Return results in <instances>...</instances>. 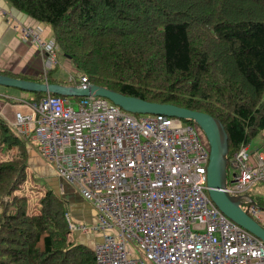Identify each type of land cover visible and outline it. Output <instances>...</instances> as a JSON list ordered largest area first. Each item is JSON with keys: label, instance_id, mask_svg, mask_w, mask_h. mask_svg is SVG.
<instances>
[{"label": "trees", "instance_id": "trees-1", "mask_svg": "<svg viewBox=\"0 0 264 264\" xmlns=\"http://www.w3.org/2000/svg\"><path fill=\"white\" fill-rule=\"evenodd\" d=\"M7 1L49 26L57 50L91 83L215 117L228 135V160L264 131V0ZM57 67L47 82L69 85L52 73ZM24 93L29 101L47 95ZM28 145L0 113V264H96L94 246L71 237L65 197L48 187L38 209L28 208L20 194ZM249 196L264 209V183Z\"/></svg>", "mask_w": 264, "mask_h": 264}, {"label": "built area", "instance_id": "built-area-1", "mask_svg": "<svg viewBox=\"0 0 264 264\" xmlns=\"http://www.w3.org/2000/svg\"><path fill=\"white\" fill-rule=\"evenodd\" d=\"M18 29L40 48L47 82L58 64L54 40H44L40 26ZM68 82L82 89L92 84L77 73ZM68 98H18L24 109L7 123L94 208L91 225L66 217L71 234L100 233L96 264H264V242L211 200L210 149L195 126L160 114L137 117L101 96L79 97L77 108ZM228 168L225 190L263 222L264 209L249 192L264 183V145L242 146Z\"/></svg>", "mask_w": 264, "mask_h": 264}, {"label": "water", "instance_id": "water-1", "mask_svg": "<svg viewBox=\"0 0 264 264\" xmlns=\"http://www.w3.org/2000/svg\"><path fill=\"white\" fill-rule=\"evenodd\" d=\"M0 86L62 97L101 96L132 114H160L182 120H193L210 149L207 186L211 200L228 218L264 242V226L244 210L242 197L232 196L225 190L228 181V135L224 126L212 115L170 103L147 101L93 83L82 89L73 85L38 82L0 73Z\"/></svg>", "mask_w": 264, "mask_h": 264}, {"label": "crops", "instance_id": "crops-1", "mask_svg": "<svg viewBox=\"0 0 264 264\" xmlns=\"http://www.w3.org/2000/svg\"><path fill=\"white\" fill-rule=\"evenodd\" d=\"M6 13H8L9 16H12V19H8V15ZM18 24H22L24 26H40L45 38L52 36V30L49 26L35 22L30 17L12 7L7 0H0V73L11 72L12 74L19 76L24 75L41 77L43 57L40 54V49L20 37ZM18 98L25 97H17L16 100ZM13 109L14 111L23 110L24 106L19 104L17 101V104H14ZM4 110L6 112L7 109ZM263 145L264 138L259 139L255 143L253 149L258 150ZM32 149L35 153L34 154L32 152L33 155L31 156L33 163L36 165L34 167L32 166L34 168V172L39 174L40 177L50 175L49 177H51L56 188L63 193L68 202L77 195H79L78 198L80 197L83 199V205L76 206L73 209V213L71 211V215H74L72 221L77 224H94L96 222V212L92 205L81 196L75 186L59 177L54 168H52L49 163L38 155L36 146ZM34 159L39 160L40 162L37 164ZM262 216L263 222H261V224H264V214ZM72 237L80 243L91 244V246H94L101 240L100 237L96 238L95 235L81 232H74Z\"/></svg>", "mask_w": 264, "mask_h": 264}, {"label": "rangeland", "instance_id": "rangeland-1", "mask_svg": "<svg viewBox=\"0 0 264 264\" xmlns=\"http://www.w3.org/2000/svg\"><path fill=\"white\" fill-rule=\"evenodd\" d=\"M44 38H45V36L43 35V39ZM51 38H52V36L49 37V38L46 37L44 40H50ZM33 45L37 46L36 44H33ZM55 49H56V55H57V59H58V64H57L58 67L52 73L54 75L58 76L59 78H64V79L67 80L68 79V76L70 74H72V73H75L76 74V71H75L74 66L72 64V61L69 58H67L66 56H64L61 52H59L57 50V48H55ZM40 54L42 56L41 50H40ZM43 73H44V58H43V66H42V72H41V74H43ZM0 93H1L0 96H2L4 94H5L4 96H7V97H4L3 96L4 98H2V97L0 98V113H1V115L4 116L5 119H8V120L9 119H12L13 114L15 112L14 109H13V106H14V104H17L16 98L17 97H21V96H26V97H31L32 96L31 93H28L27 94V93H24V92L16 89V88H7V87H3V86H0ZM69 98H70L71 105L74 108H77V106H78V102H77L78 97H69ZM4 109H7L6 112H5ZM142 115H144V114H136L137 117H141ZM8 120H6V121H8ZM262 138H264V132H262L259 136H257L256 138H254L251 141V147H250V149L251 150H255V149H253L255 143L259 139H262ZM28 143H29V145H28V151H29L28 152L29 167L27 168L28 178L24 182V184L22 185V189L20 191L21 192L20 194H22V193L25 192V194L27 196H29V199H30L28 208L30 210H32V209H36L37 210L38 209V202H37V200L39 199V196L43 192H45V190L48 187H52V189H54L59 195H61L63 197H65V196L63 195V193H61L56 188V186L53 183L51 177H49L50 175H45L44 177H40L39 174H37L36 172H34V168L33 167L36 166V165L33 163L32 159H31V156L33 155L32 152L34 153V151H33L32 148L35 145L32 144L31 142H28ZM1 156H2V159L5 160V161L8 160V159H10V156L12 158V154L7 155V154H3L2 153ZM35 159H34L35 163L38 164L40 161L39 160H35ZM50 166L52 168H54L52 165H50ZM42 173H44V172H42ZM230 174H231L230 173V168H228V177L230 176ZM78 196L79 195H77L74 198H72L71 200H69L68 207L70 208V215H71V211L73 213V209L76 206H81L84 203L83 199H81L80 197L78 198ZM30 210H29V212H30ZM73 216L71 215V218H73ZM262 225H264V224L262 223ZM87 226L90 227V225H87ZM90 231H91L92 234L95 235L96 238H98V237L101 236L100 233H97L95 231L93 232L92 230H90ZM71 237H72V234H71ZM73 241L78 242V240H75L74 238H73ZM88 245H91V244H88Z\"/></svg>", "mask_w": 264, "mask_h": 264}]
</instances>
